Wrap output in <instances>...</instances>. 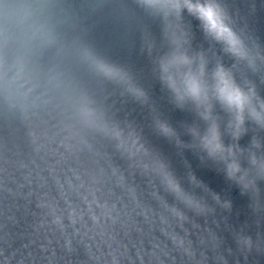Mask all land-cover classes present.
Returning <instances> with one entry per match:
<instances>
[{
  "label": "water",
  "instance_id": "obj_1",
  "mask_svg": "<svg viewBox=\"0 0 264 264\" xmlns=\"http://www.w3.org/2000/svg\"><path fill=\"white\" fill-rule=\"evenodd\" d=\"M190 2L243 58L184 0H0V264H264V0ZM181 55L199 101L167 83L189 66L162 71ZM218 67L251 97L242 123Z\"/></svg>",
  "mask_w": 264,
  "mask_h": 264
},
{
  "label": "clouds",
  "instance_id": "obj_2",
  "mask_svg": "<svg viewBox=\"0 0 264 264\" xmlns=\"http://www.w3.org/2000/svg\"><path fill=\"white\" fill-rule=\"evenodd\" d=\"M141 2L150 8H168L175 11H178L181 8L180 0H141ZM183 7H186L190 13H194L198 16V18L203 22L207 33L211 34L216 40L226 43L228 45V50L234 55L243 58L244 53L241 50L240 41L231 29L224 24L223 19L215 6L212 4H193L190 0H184ZM8 44L9 42L7 40L3 41V46L5 48L8 47ZM86 55L88 54L86 53ZM191 63L190 58L181 55L179 57H173L171 60L166 61L162 65V71L165 74L169 72L171 67H177L179 65L189 66L188 71L183 73L179 85L174 77L170 75L167 76V83L172 91L177 95L179 100L188 98L193 101H199L205 94V85L202 82L204 74L203 65L200 66L198 71L194 72L190 67ZM16 65L19 69L18 74L22 73L24 70L23 60L18 59L16 61ZM96 67L107 76L117 74L114 68L102 62H97ZM215 79L217 84L214 90L217 99L221 103L226 104L229 108H234L237 112V122L242 123V113L245 107L250 105L251 97L246 95L241 89L234 85L233 81L229 78L228 74L222 67L217 68L215 72ZM251 115L255 120H257V122L264 123V113H258L253 108L251 109ZM163 130L168 131L166 127ZM206 146L213 152L222 150V145L219 143L215 128L211 130V137L206 139ZM237 170L238 166L235 164L230 165L231 172H235Z\"/></svg>",
  "mask_w": 264,
  "mask_h": 264
}]
</instances>
